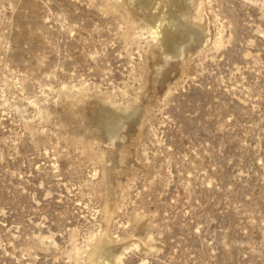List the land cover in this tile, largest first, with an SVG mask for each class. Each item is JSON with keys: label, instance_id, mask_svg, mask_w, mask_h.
I'll list each match as a JSON object with an SVG mask.
<instances>
[{"label": "rangeland", "instance_id": "374dc122", "mask_svg": "<svg viewBox=\"0 0 264 264\" xmlns=\"http://www.w3.org/2000/svg\"><path fill=\"white\" fill-rule=\"evenodd\" d=\"M124 2L0 0V264H264V0H193L211 36L159 69Z\"/></svg>", "mask_w": 264, "mask_h": 264}, {"label": "bare ground", "instance_id": "6f19581e", "mask_svg": "<svg viewBox=\"0 0 264 264\" xmlns=\"http://www.w3.org/2000/svg\"><path fill=\"white\" fill-rule=\"evenodd\" d=\"M124 4L128 6L127 11H139L144 15L149 32L160 41L157 49L150 51V58L155 68L157 66L159 69V63L167 57L177 60L190 50L193 44L195 45L196 43V45H198L199 42L211 36L208 29L209 27L207 28L203 21V23H201L195 20L197 9L196 6L193 5V0H125ZM174 62L175 61H173V63ZM171 67L170 69H176L177 64L174 63ZM167 71L163 73L160 83L169 76V74L167 75L166 73ZM15 100H20V98L16 97ZM36 105L34 101L27 104L22 103V105H20L21 108L24 107L22 113L30 112V115H24L27 121H30L29 118L33 117V115L31 116L32 111L36 112ZM119 111L113 108L108 109L95 101L89 103L85 108L86 115L89 116L90 122L94 124L101 135L107 137L108 140L115 139V136L123 132L122 125L124 123L126 124V129L124 130L126 135L135 132L136 121L138 117H141L139 116L140 109L136 107H127L123 111ZM117 145L118 144H115L114 146ZM115 165L116 161L114 159L112 160V165H110L112 170ZM113 200L114 199L111 198V201ZM143 230H145V225L141 224L138 231L143 232ZM121 249L122 248L118 246V244L112 245L105 240H101L96 245L94 252L90 255V264H120L118 262V257H120L119 254Z\"/></svg>", "mask_w": 264, "mask_h": 264}]
</instances>
